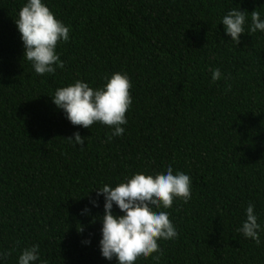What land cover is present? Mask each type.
<instances>
[{"label":"trees","instance_id":"obj_1","mask_svg":"<svg viewBox=\"0 0 264 264\" xmlns=\"http://www.w3.org/2000/svg\"><path fill=\"white\" fill-rule=\"evenodd\" d=\"M25 2L0 0L4 264L34 244L37 264H115L100 253L104 200L92 207L93 189L169 165L191 176L192 196L166 210L177 238L136 264H264V244L236 231L249 203L264 224V32H249L264 0H45L70 39L56 47L64 68L42 76L15 24ZM231 8L249 11L238 45L220 23ZM215 68L223 75L213 82ZM114 72L130 77L133 103L124 134L109 141L112 128L72 125L50 96L77 79L99 87ZM77 131L83 147L65 139Z\"/></svg>","mask_w":264,"mask_h":264},{"label":"clouds","instance_id":"obj_2","mask_svg":"<svg viewBox=\"0 0 264 264\" xmlns=\"http://www.w3.org/2000/svg\"><path fill=\"white\" fill-rule=\"evenodd\" d=\"M248 13L247 10L231 8L221 18L225 34L237 45L241 34L246 33ZM15 24L24 48L23 58L31 63L36 74H54L57 68H64V61L56 47L60 42L69 41L70 25L58 19L45 0H26L19 9ZM257 31L264 32V16L253 10L249 32ZM211 71L213 82L222 78L219 68ZM104 81L94 88L88 82L77 79L57 88L50 97L72 125L91 128L93 124L101 123L112 128V135L108 137L110 141L125 132L123 126L128 123L126 112L133 103L130 94L132 83L126 72H114L105 76ZM73 136L65 139L83 147L85 139L80 132H75ZM93 190L97 199L90 201L92 207L100 206V196L104 200L103 214L99 217L102 224L99 240L101 256L108 261L115 260V264H136L139 259H147L153 253L157 254L154 259L158 260L162 254L158 241L177 238V228L166 210L173 206L177 198L185 203L191 199L192 179L183 171L176 170L174 173L169 165L163 172H136L124 177L115 186L104 183ZM114 205L120 214L114 213ZM81 214H90V208L86 206ZM245 215L246 219L236 231L261 246L264 244L260 236L264 232V224L259 222L254 203L247 205ZM79 231H83V225H80ZM84 243L90 244L91 240ZM9 255L11 252L0 251V264H4ZM40 259V247L34 244L21 251L17 264H37Z\"/></svg>","mask_w":264,"mask_h":264}]
</instances>
